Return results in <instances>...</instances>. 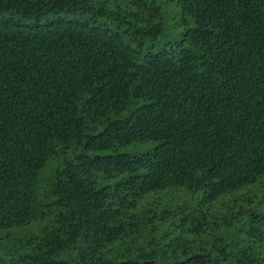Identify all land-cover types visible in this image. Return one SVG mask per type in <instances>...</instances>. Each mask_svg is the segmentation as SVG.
Returning <instances> with one entry per match:
<instances>
[{
    "label": "trees",
    "instance_id": "1",
    "mask_svg": "<svg viewBox=\"0 0 264 264\" xmlns=\"http://www.w3.org/2000/svg\"><path fill=\"white\" fill-rule=\"evenodd\" d=\"M36 221L0 264H264V0H0V236Z\"/></svg>",
    "mask_w": 264,
    "mask_h": 264
},
{
    "label": "rangeland",
    "instance_id": "2",
    "mask_svg": "<svg viewBox=\"0 0 264 264\" xmlns=\"http://www.w3.org/2000/svg\"><path fill=\"white\" fill-rule=\"evenodd\" d=\"M168 26L165 31V36L163 38L164 41L166 40H173L178 32L173 28L174 21L178 18L177 16H172L170 13L168 15ZM143 146H128L121 149V152L125 153H138L143 152ZM44 222H32L27 226L19 227L16 229L8 230L4 232V237L0 236V254H13L15 251L18 250V242L23 239L25 236H29L31 234H35L40 226H42ZM37 228V229H36ZM3 238V239H2ZM19 252V251H18Z\"/></svg>",
    "mask_w": 264,
    "mask_h": 264
},
{
    "label": "water",
    "instance_id": "3",
    "mask_svg": "<svg viewBox=\"0 0 264 264\" xmlns=\"http://www.w3.org/2000/svg\"><path fill=\"white\" fill-rule=\"evenodd\" d=\"M120 264H124V263H120Z\"/></svg>",
    "mask_w": 264,
    "mask_h": 264
}]
</instances>
